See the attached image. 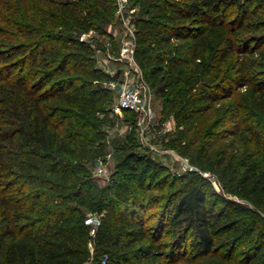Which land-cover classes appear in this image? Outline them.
<instances>
[{"label": "trees", "instance_id": "1", "mask_svg": "<svg viewBox=\"0 0 264 264\" xmlns=\"http://www.w3.org/2000/svg\"><path fill=\"white\" fill-rule=\"evenodd\" d=\"M131 1L136 62L163 120L186 125L173 148L252 207L136 152L101 187L99 115L113 98L81 36L114 19L115 0H0V264H264V1ZM234 97L242 114L230 118L252 140L240 153L195 124ZM88 214L101 221L94 236Z\"/></svg>", "mask_w": 264, "mask_h": 264}, {"label": "rangeland", "instance_id": "2", "mask_svg": "<svg viewBox=\"0 0 264 264\" xmlns=\"http://www.w3.org/2000/svg\"><path fill=\"white\" fill-rule=\"evenodd\" d=\"M115 4V16L111 22L101 29L92 28L85 32L89 34L87 41L94 49L95 66L109 76V79L101 85L111 91L113 98L109 111L99 115L100 119L104 121L102 128L107 134V157L111 156L107 162L109 178L113 172L117 171L116 164L124 159V154L136 152L144 156L145 159L153 160L158 164L155 170L160 168L162 174H170L172 179L181 180L190 171H196L211 181L218 194L216 197L218 200L219 197H226L252 207L249 202L232 194L208 171L191 165L187 158L178 154L177 148H173V143L181 139L182 133L186 132V125L178 126L172 118L163 120L164 101L154 90L148 88L147 96L152 103L156 117L152 125L144 132L139 127L137 118L134 120L124 111H115L121 84L128 77L134 85L141 84L142 80L138 63L129 60L132 50L136 48V20L141 7L131 0H115ZM241 103L242 100L237 97L227 99L217 105L210 115L195 121V124L205 121V126H215L214 130L219 136L216 138L214 146L219 150L226 149L231 153H240L248 146H252L250 134L245 132L241 117L230 118L236 112L237 115L242 114L239 113V104ZM129 135L136 139L135 147L130 146L126 140ZM99 166L100 163L95 168L94 176L101 187H106L109 184V179L97 175ZM121 170L125 172L123 168ZM153 194H157V192ZM203 261L206 264H222L218 259Z\"/></svg>", "mask_w": 264, "mask_h": 264}, {"label": "built area", "instance_id": "3", "mask_svg": "<svg viewBox=\"0 0 264 264\" xmlns=\"http://www.w3.org/2000/svg\"><path fill=\"white\" fill-rule=\"evenodd\" d=\"M88 35L89 34L84 33L81 36V40L87 41ZM129 60L136 61L135 49L132 50ZM140 78L142 79L141 84L134 85L133 83H131V79L129 77L121 84L115 111L121 112L127 110L134 113L138 119L139 127L141 128L142 132H144L145 129L149 128L152 125L156 114L153 109L152 103L147 96V89L150 87L145 82L142 72L140 74ZM110 157L111 156L108 155L106 160L99 161L100 166L97 169L98 176L106 177L107 179H109L107 162L108 158ZM85 223L91 227V235L94 236L101 224V221L97 215L91 214L87 217ZM90 246L91 249H93L92 243L90 244ZM106 262V259L102 261L103 264H106Z\"/></svg>", "mask_w": 264, "mask_h": 264}]
</instances>
